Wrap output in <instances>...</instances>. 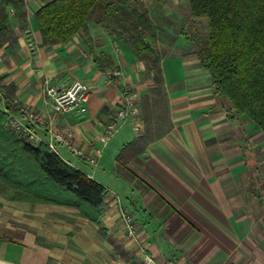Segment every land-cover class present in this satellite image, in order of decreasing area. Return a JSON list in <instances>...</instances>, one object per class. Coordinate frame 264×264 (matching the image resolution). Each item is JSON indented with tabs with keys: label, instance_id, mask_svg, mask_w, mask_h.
<instances>
[{
	"label": "crops",
	"instance_id": "obj_1",
	"mask_svg": "<svg viewBox=\"0 0 264 264\" xmlns=\"http://www.w3.org/2000/svg\"><path fill=\"white\" fill-rule=\"evenodd\" d=\"M142 1L158 29L155 51L167 104L164 128L126 163L143 183L115 161L123 145L144 134L142 120L137 130L124 120L107 140L103 132L125 92L139 100L152 86L144 62L93 20L88 35L79 31L65 44H43L34 19L43 0H24L23 25L7 7L0 109L11 101L16 117L19 105L42 115L43 122L30 125L39 143L48 140V125L69 132L70 143L95 163L58 140L54 151L108 193L99 220L92 221L72 206L14 200L12 189L1 185L0 264H145L146 255L159 264H264V133L234 112L200 65L195 23L205 18L192 17L187 6L181 11ZM100 52L113 61L112 76L95 66ZM73 78L90 88L85 114L49 112L46 90ZM121 210L132 216L133 237Z\"/></svg>",
	"mask_w": 264,
	"mask_h": 264
},
{
	"label": "trees",
	"instance_id": "obj_2",
	"mask_svg": "<svg viewBox=\"0 0 264 264\" xmlns=\"http://www.w3.org/2000/svg\"><path fill=\"white\" fill-rule=\"evenodd\" d=\"M187 1L192 17L207 19V34L199 37L195 50L200 65L234 112L250 118L264 133V0ZM7 7L22 25L26 22L24 0H0V45L8 28ZM34 19L43 44H65L79 31L88 35L89 21L101 23L144 62L153 80L138 101L144 134L123 145L115 157L119 171L142 182L126 163L144 150L154 136L153 125L162 116L164 120L167 108L161 56L155 51L158 29L147 7L140 0H43ZM93 61L104 72L114 69L111 57L103 52L94 54ZM11 103L7 104L10 110L15 105ZM7 117L0 109V185L12 189L11 198L72 206L88 219L99 220L106 187L47 144L21 138L6 126Z\"/></svg>",
	"mask_w": 264,
	"mask_h": 264
},
{
	"label": "built area",
	"instance_id": "obj_3",
	"mask_svg": "<svg viewBox=\"0 0 264 264\" xmlns=\"http://www.w3.org/2000/svg\"><path fill=\"white\" fill-rule=\"evenodd\" d=\"M90 96V88L88 84L80 78H73L66 86L58 89H47L43 99L45 108L53 114H64L71 112L78 116L84 115L87 109V102ZM18 109L21 113V118L16 117L8 107L4 108L8 117L6 126L18 134L21 138L29 141L31 144L39 143V138L30 126L36 122H43V116L34 112L27 106L19 105ZM126 119H131L134 129L139 128L140 112L138 107L137 95L133 91L125 92L119 101V106L116 108L112 119L106 124L103 132V138L109 139L120 127L122 122ZM48 140L45 142L47 146L54 151V140H58L71 151L79 156H83L87 161L95 163V158L91 155H85L82 151L74 147L69 139V132L65 134L55 133L53 128L48 125L47 127ZM123 224L125 225L126 232L129 236H135L136 229L132 220V216L125 212L120 211ZM145 264H159L151 256L144 257Z\"/></svg>",
	"mask_w": 264,
	"mask_h": 264
},
{
	"label": "rangeland",
	"instance_id": "obj_4",
	"mask_svg": "<svg viewBox=\"0 0 264 264\" xmlns=\"http://www.w3.org/2000/svg\"><path fill=\"white\" fill-rule=\"evenodd\" d=\"M129 1L133 3V1H139V0H129ZM140 1H142V0H140ZM155 2H158V3L161 2L162 4L164 3V4H166L168 6H171L172 8H175L177 10L181 9V11H182V9L185 8V6L189 7L187 0H156ZM205 20H207V19L205 18L203 20H198L195 23V26L197 25L199 35H202V36L206 35L207 34V30H208L207 29V23H206ZM138 101H139V104H140V97H139ZM160 108H161V106H160ZM162 115H164V114H162ZM162 118H163V116L161 117V119ZM161 119L156 121V123L153 125L152 132H151L152 135H157L164 128L163 121H161ZM159 125H160V128L158 127ZM0 187H1V185H0ZM257 191L259 193V190H257ZM261 195L263 196V194H261Z\"/></svg>",
	"mask_w": 264,
	"mask_h": 264
},
{
	"label": "water",
	"instance_id": "obj_5",
	"mask_svg": "<svg viewBox=\"0 0 264 264\" xmlns=\"http://www.w3.org/2000/svg\"><path fill=\"white\" fill-rule=\"evenodd\" d=\"M108 74H109V76H112L114 73L112 71H109ZM257 193H258V191H257Z\"/></svg>",
	"mask_w": 264,
	"mask_h": 264
}]
</instances>
